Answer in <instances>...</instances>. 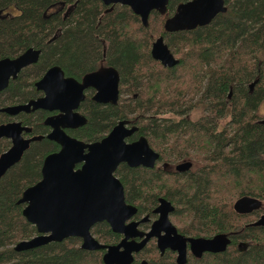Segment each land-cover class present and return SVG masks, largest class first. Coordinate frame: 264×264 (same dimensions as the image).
Instances as JSON below:
<instances>
[{
	"label": "trees",
	"instance_id": "16d2710c",
	"mask_svg": "<svg viewBox=\"0 0 264 264\" xmlns=\"http://www.w3.org/2000/svg\"><path fill=\"white\" fill-rule=\"evenodd\" d=\"M74 1L0 0V60L30 48L40 51L38 62L0 93V108L36 99L34 83L51 67L68 76L113 68L119 76L118 103L86 100L81 111L89 121L71 135L97 142L126 121L138 127L130 140L146 137L162 163L192 161L196 169L178 179L126 165L115 175L138 217L152 214L158 199L165 198L178 218L201 224L204 230L196 229V236L223 234L230 240L224 253L192 257L187 264H264V227L247 226L260 211H234L242 197L264 202V118L258 116L264 105V0H224L226 12L208 25L177 33L164 31L166 17L177 3L191 0H170L165 15L150 13L147 27L125 6L104 13L100 0H78L64 19V7ZM159 37L178 61L172 68L151 58V45ZM198 109L202 116L190 120ZM45 117L40 111L17 118L40 140L0 181V264H104L105 251L83 250L79 238L15 250L38 235L23 215V193L42 179L45 158L59 150L43 137ZM11 121L0 113V125ZM10 147V140L0 139V156ZM91 233L103 245L120 240L105 222ZM241 243L247 247L241 249ZM135 258L136 263L177 264L172 252L161 256L155 247Z\"/></svg>",
	"mask_w": 264,
	"mask_h": 264
},
{
	"label": "water",
	"instance_id": "95a60500",
	"mask_svg": "<svg viewBox=\"0 0 264 264\" xmlns=\"http://www.w3.org/2000/svg\"><path fill=\"white\" fill-rule=\"evenodd\" d=\"M104 5L128 7L140 18L144 27L148 26V17L152 11L165 14L169 0H101ZM224 0H191L180 4L175 14L166 20L164 30L167 33L190 31L208 25L218 14L226 12ZM39 51L28 49L14 59L0 60V92L4 91L10 80L16 79L25 67L38 61ZM151 58L163 67L172 68L178 61L163 41L157 38L150 50ZM91 84L97 90L95 100L99 103L117 104L119 76L114 71L87 76L82 84L64 78L58 67L50 68L35 84L37 90L45 96L25 105L1 108L0 113L17 116L22 112L37 110L59 111L58 117L49 118L46 124L53 128L48 138L55 141L60 151L46 157L42 168V179L29 187L20 200L25 205L23 215L36 227L38 235L24 240L15 246L17 252L29 251L50 243H61L69 238H79L81 248L86 251H105L104 264H134V254L141 252L152 236H158L156 228L166 225L173 229L174 237L160 238L158 247L163 254L166 249L178 253L177 264L187 263V243L191 245L193 255L223 253L227 250L229 239L216 236L211 239H188L177 235L169 221V213L174 210L165 199L156 210L160 219L147 235V239L137 242L131 240L143 234L137 231L138 223L127 224L138 212L137 208L126 201L125 189L115 173L122 164L131 168H154L159 153L155 152L145 137L128 143L138 128L128 127L126 121L119 122L111 133L100 142L86 144L67 135L66 128L75 129L85 125L87 120L74 112L84 100L83 89ZM31 128L21 122L0 126V139H8L12 147L0 156V181L7 172L23 158L30 144L37 138H24ZM81 165L77 169V166ZM191 163L178 168L189 169ZM263 202L252 197H242L234 204V211L239 215H249L261 210ZM107 223L117 234L125 235L118 245H103L91 233L99 223ZM264 227V215L254 224ZM141 264H147L143 262Z\"/></svg>",
	"mask_w": 264,
	"mask_h": 264
},
{
	"label": "flooded vegetation",
	"instance_id": "af4514ba",
	"mask_svg": "<svg viewBox=\"0 0 264 264\" xmlns=\"http://www.w3.org/2000/svg\"><path fill=\"white\" fill-rule=\"evenodd\" d=\"M77 2H78V0H75L72 4H69V5H67V6H65L64 7V9H63V12H62V15H63V18L64 19H66V18H69L70 17V15L72 14V12L74 11V7L76 6V4H77ZM100 2H101V4H102V6L104 7V9H103V12L104 13H112V12H114V4H110V5H104L103 4V2L100 0ZM169 3H170V0L168 1V5H169ZM182 3H186V2H182ZM182 3H177L176 5H175V7H174V10H173V12H172V14L170 15V16H168V17H166V20H168L169 18H171L174 14H175V12H176V9H177V7L180 5V4H182ZM118 5V4H117ZM168 5H167V7H168ZM121 6V5H120ZM126 7V6H125ZM131 11V10H130ZM152 12H156V11H152ZM158 13V12H157ZM167 13V11L165 12V14ZM159 14V13H158ZM165 14H163V15H165ZM166 20H165V22H166ZM165 22H164V24H165ZM165 31V30H164ZM173 33H177V32H173ZM163 41H164V38H163ZM165 43V42H164ZM153 44V43H152ZM102 45H103V49H102V52H103V60H104V57H105V55H106V44L104 43V42H102ZM152 46V45H151ZM30 49H32V48H30ZM34 50V49H33ZM39 51V50H38ZM40 52V51H39ZM39 57H40V53H39ZM39 57H38V60H39ZM176 59V58H175ZM38 62V61H37ZM36 62V63H37ZM35 63V64H36ZM35 64H32V65H29V66H27V67H25L24 69H22L19 73H21L23 70H25L26 68H32ZM162 66V65H161ZM54 67H56V66H54ZM163 67V66H162ZM52 68V67H51ZM59 68V67H58ZM163 68H167V67H163ZM50 69V68H49ZM49 69H47V71L49 70ZM60 69V68H59ZM61 70V69H60ZM29 71V70H28ZM47 71H45L43 74H42V76L39 78V80L44 76V74L47 72ZM62 71V70H61ZM109 71H114V69L113 68H111V67H106V68H104V67H101L100 68V70L98 71V72H96V73H84V74H80V75H77V76H68V75H65V73L63 72V75H64V78H66V79H72V80H74V81H76L78 84H82L83 82H84V80H85V78L87 77V76H93V75H99L100 76V78L102 77V76H104L107 72H109ZM18 73V74H19ZM26 73H28L27 71H26ZM18 76V75H17ZM17 78V77H16ZM15 80V79H14ZM38 80V81H39ZM11 81V80H10ZM38 81H36V82H38ZM36 82L34 83V87H35V84H36ZM9 85V84H8ZM35 90H36V92L39 94V96L36 98V99H33V100H30L29 102H31V101H35V100H38V99H41V98H43L44 96H45V94L42 92V91H40V90H37L36 89V87H35ZM118 92H120L119 91V86H118ZM1 93V92H0ZM82 93H84V96H85V98H84V100L81 102V104L79 105V108L77 109V110H75L74 112H76V113H78V114H80V115H82L86 120H87V122L85 123V125H83V126H81V127H77V128H75V129H72V128H66V129H64V131H65V133L67 134V135H69L70 137H73L72 135H71V133L70 132H72V131H77V130H79V129H82L83 127H85L86 125H87V123H88V117L85 115V114H83L82 113V111H81V108H82V106H83V104H84V102L86 101V100H90V101H92L93 103H95V104H99V105H102V106H108V105H115V104H113V103H111V102H109V103H106V104H104V103H99V102H97L96 100H95V96L97 95V90H96V88L94 87V86H92L91 84H89L88 85V87H86V88H84L83 89V91H82ZM29 102H27V103H25V104H28ZM25 104H16V105H10V106H6V107H2V108H7V107H14V106H19V105H25ZM1 109V108H0ZM40 111H43V112H46V117L44 118V121H43V125H44V131H45V136H43L44 138H46V139H48L49 141H51V142H54V143H56L55 141H52V140H50L49 138H48V135H50L51 134V132L53 131V128L50 126V125H48V124H46V121L49 119V118H52V117H58V116H60L61 115V113L59 112V111H46V110H37V111H32V112H30V113H36V112H40ZM30 113H25V112H22V113H20L19 115H17V116H10V115H8V114H5V113H2V114H5V115H8L9 117H11L12 119H13V121H11V122H8V123H5V124H9V123H13V122H21V121H19V120H17V118L21 115V114H30ZM22 123V122H21ZM23 124V123H22ZM119 124V123H118ZM117 124V125H118ZM128 124V123H127ZM2 125H4V124H2ZM24 125V124H23ZM1 126V125H0ZM24 126H27V125H24ZM29 127V126H28ZM128 127H134V126H129L128 125ZM29 128H31V127H29ZM115 128V126L112 128V130ZM138 128V127H137ZM33 129L31 128V131L29 132V133H24L23 134V136H24V138H26V139H29V138H33V137H35V138H37V140L36 141H34V142H37V141H39L40 140V138H38V137H36V136H32L31 135V132H33L32 131ZM111 130V131H112ZM137 132H138V130H137ZM136 132V133H137ZM111 133V132H110ZM109 133V134H110ZM135 133V134H136ZM108 134V135H109ZM134 134V135H135ZM107 135V136H108ZM133 135V136H134ZM106 136V137H107ZM133 136H131L130 138H132ZM143 136H141V137H139L138 139H136V140H130V138L129 139H127V142L128 143H133V142H135V141H138L140 138H142ZM73 138H75V137H73ZM105 138V137H104ZM103 138V139H104ZM146 138V137H145ZM75 139H77V138H75ZM103 139H101V140H103ZM147 139V138H146ZM79 140V139H78ZM100 140V141H101ZM80 141H82V140H80ZM100 141H97V142H100ZM148 141V140H147ZM11 142V141H10ZM34 142H32V143H34ZM84 142V141H83ZM149 142V141H148ZM31 143V144H32ZM86 143V142H85ZM93 143H96V142H93ZM31 144H30V146H31ZM57 144V143H56ZM86 144H91V143H86ZM58 145V144H57ZM59 146V145H58ZM11 147H12V143H11ZM10 147V148H11ZM9 148V149H10ZM30 148V147H29ZM60 149H61V147L59 146V150L57 151V152H59L60 151ZM29 150V149H28ZM27 150V151H28ZM7 152V151H6ZM57 152H54V153H57ZM51 154H53V153H51ZM51 154H49V155H51ZM48 155V156H49ZM160 155V154H159ZM46 159V158H45ZM45 161V160H44ZM185 163H191V167L189 168V169H184V168H178L179 166H181V165H183V164H185ZM122 165H126V164H122ZM194 163L192 162V161H181V162H178V163H175V164H172V163H167V162H161L160 161V158L158 159V161H157V163H156V165H155V167L154 168H146V169H148V170H155V169H157L156 171L157 172H159L160 174H161V176L163 175V176H167V175H169V177H172V178H174V179H178L177 178V176H179V175H187L191 170H193V168H194ZM126 166H128V165H126ZM158 166H160L159 168H157ZM81 167V165H78L77 166V169L78 168H80ZM129 167V166H128ZM129 168H131V167H129ZM138 168H140V167H138ZM144 168V167H143ZM116 174V173H115ZM118 178V177H117ZM120 180V179H119ZM41 181V180H40ZM39 181V182H40ZM121 181V180H120ZM122 183V182H121ZM123 184V183H122ZM124 186V185H123ZM125 189V188H124ZM125 195H126V192H125ZM162 199H165V198H159L158 199V204H157V206L154 208V210L152 211V214H146V215H143V216H140V217H138V212H137V214L130 220V221H128L127 222V224H129V223H132V222H135V223H138V226H137V231L139 232V233H141V234H143V237H140V236H137V237H135V238H131V240H135V241H137V242H140V241H142V240H145V239H147V235L148 234H150L152 231H153V227H154V225H155V223L157 222V221H159V219H160V216H161V214L160 213H157L156 212V210L159 208V206L161 205V200ZM166 200V199H165ZM166 201H168V200H166ZM169 202V201H168ZM171 203V202H170ZM129 204V203H128ZM172 204V203H171ZM129 205H132V204H129ZM132 206H134V205H132ZM172 206L174 207V210L172 211V212H170L169 213V221H170V223L172 224V226L174 227V229H175V231H176V233H177V235H180V236H182V237H184V238H188V239H190V238H192V239H198V238H205V239H211V238H214V237H216V236H225L226 237V235H223V234H220V235H213V236H208L207 237V235H205V234H202V235H200V236H196L195 235V231H196V229H199L200 231H203L204 229H202L203 227L201 226V224L199 225V223H193L192 221H190V220H186V219H184V218H178L176 215H175V206L172 204ZM134 207H136V206H134ZM137 208V207H136ZM138 210V209H137ZM262 210V209H261ZM261 210H259V211H261ZM256 212H258V211H256ZM255 213V212H254ZM261 218V217H260ZM259 218V219H260ZM259 219H256L255 221H253V222H251V223H249V224H247V226H251V227H255V223L259 220ZM185 222V223H184ZM156 231L158 232V236H152V237H150L149 238V240H148V243L146 244V246L144 247V249L141 251V252H139L138 254H140V253H142V252H145L147 249H151L152 247H155L159 252H160V255L161 256H164L168 251L169 252H172L173 254H174V256H175V261H176V263H177V258H178V253L177 252H175V251H172L171 249H166L165 250V252L162 254L161 253V251L159 250V247H158V240L160 239V238H165V237H168V238H172V237H174V234L172 233L173 232V229L171 228V227H167L166 225H160L159 227H157L156 228ZM116 235H119L120 236V240H119V242L116 244V245H118L123 239H124V237H125V235H123V234H117V233H115ZM230 241V240H229ZM239 247L241 248V249H243V248H246L247 247V245H245V244H243V243H241L240 245H239ZM224 253V252H223ZM138 254H134V257H136V255H138ZM206 254H215V253H209V252H206V253H204V254H202V256L201 257H197V256H195V255H193V253H192V251H191V245H190V243H187V262H188V260L190 259V258H192V257H195V258H202L203 256H205ZM217 254H219V253H217ZM143 262H145V261H142V262H140V263H136V258H135V262H134V264H141V263H143ZM147 263V262H146ZM187 264V263H186Z\"/></svg>",
	"mask_w": 264,
	"mask_h": 264
},
{
	"label": "rangeland",
	"instance_id": "374dc122",
	"mask_svg": "<svg viewBox=\"0 0 264 264\" xmlns=\"http://www.w3.org/2000/svg\"><path fill=\"white\" fill-rule=\"evenodd\" d=\"M151 50V49H150ZM120 98V97H119ZM203 114V111L198 109V110H195L193 111L190 116H189V119L192 120V121H196L197 119H199ZM258 116L261 120H263L264 118V105L260 108L259 112H258ZM166 118H170L172 117L171 115H166L164 116ZM174 164V163H172ZM194 169H196V165H194ZM263 202V201H262ZM262 210L259 212V215L258 217H254L252 218V222L255 221L256 219H259L260 217H262L264 215V202H263V207L261 208ZM253 214V213H252ZM250 215V214H249ZM185 223V222H184Z\"/></svg>",
	"mask_w": 264,
	"mask_h": 264
}]
</instances>
